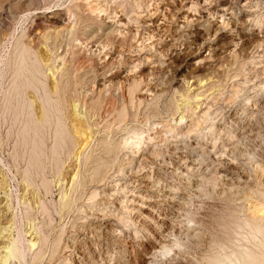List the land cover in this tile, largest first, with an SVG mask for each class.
I'll return each instance as SVG.
<instances>
[{
	"label": "rangeland",
	"instance_id": "rangeland-1",
	"mask_svg": "<svg viewBox=\"0 0 264 264\" xmlns=\"http://www.w3.org/2000/svg\"><path fill=\"white\" fill-rule=\"evenodd\" d=\"M0 15L1 264H264V0Z\"/></svg>",
	"mask_w": 264,
	"mask_h": 264
},
{
	"label": "bare ground",
	"instance_id": "bare-ground-1",
	"mask_svg": "<svg viewBox=\"0 0 264 264\" xmlns=\"http://www.w3.org/2000/svg\"><path fill=\"white\" fill-rule=\"evenodd\" d=\"M53 1H54V0H53ZM28 3H29V2H28ZM45 8H46V7H45ZM257 8H258V7H257ZM253 11H254V10H251V12H253ZM5 12H6V11H5ZM39 12H40V11H39ZM8 13H9V10H8ZM8 13H7V14H6V13H3V14L8 15ZM84 13H85V12H84ZM70 14H71V13H70ZM44 15H45V14H44ZM3 16H4V15H2V17H3ZM46 16H47V15H46ZM61 16H62V15H61ZM0 17H1V15H0ZM2 17H1V18H2ZM11 17H12V16H11ZM49 17H50V16H49ZM43 18H44V17H43ZM60 18H61V17H60ZM108 18H109V17H108ZM3 19H5V18H3ZM46 19H49V18L47 17ZM63 19H64V18H63ZM69 19H70V18H69ZM78 19H79V18H78ZM1 20H2V19H1ZM80 21H81V20H80ZM56 22H57V20H54V21H53V23H56ZM59 22H61V21L59 20ZM62 22H63V20H62ZM62 22H61V23H62ZM66 22H67V21H66ZM63 23H64V22H63ZM92 23H93V22H92ZM96 23H97V22H96ZM39 24H40V23H39ZM49 24H50V23H49ZM54 25H55V24H54ZM63 25H64V24H63ZM65 25H66V24H65ZM61 26H62V25H61ZM63 27H64V30H65V28L67 27V25H66V27H65V26H62V28H63ZM91 27H92V26H91ZM36 28H37V27H36ZM39 29H40V28H39ZM41 29H42V28H41ZM60 30H61V29H59L58 31L60 32ZM55 31H56V30H55ZM61 31H62V30H61ZM65 31H66V30H65ZM196 31H197V30H196ZM63 32H64V31H63ZM67 32H68V30H67ZM165 32H166V31H165ZM167 32H168V30H167ZM30 34H31V33H30ZM174 34H175V33H174ZM103 35H104V34H103ZM192 35H193V34H192ZM34 36H35V35H34ZM34 36H33V37H34ZM29 37H30V36H29ZM39 37H40V36H39ZM73 37H74V36H73ZM153 37H154V36H153ZM49 38H50V37H49ZM30 40H31V39H30ZM52 40H53V39H52ZM189 42H190V41H189ZM225 44H226V43H225ZM108 46H109V45H108ZM103 47H104V46H103ZM233 47H234V46H233ZM104 48H105V47H104ZM104 48H103V49H104ZM71 49H72V48H71ZM54 50H55V49H54ZM66 50H67V49H66ZM69 50H70V49H69ZM125 50H126V49H125ZM27 52H28V50H27ZM70 52H71V51H70ZM224 52H225V51H224ZM230 52H231V51H230ZM221 53H222V52H221ZM58 56H59V55H58ZM68 56H70V55H68ZM129 56H130V55H129ZM62 57H63V56H62ZM62 57H59V58H62ZM116 57H117V56H116ZM215 57H216V56H215ZM217 57H218V56H217ZM27 58H28V57H27ZM63 58H65V57H63ZM63 58H62V59H63ZM109 58H110V57H109ZM62 59H61V60H62ZM62 61H63V60H62ZM207 61H210V59L207 60ZM215 61H216V60H215ZM215 61H214V62H215ZM76 62H77V61H76ZM21 64H22V63H21ZM106 64H107V63H106ZM20 67H21V65H20ZM36 67H37V66H36ZM23 68H24V67H23ZM38 68H39V67H38ZM38 68H37V69H38ZM34 69H35V68H34ZM18 78H19V77H18ZM14 79H16V78H14ZM96 79H97V78H96ZM138 79H139V78H138ZM124 80H126V79H124ZM140 80H141V79H139V82H140ZM26 81H27V80H26ZM127 81H128V79H127ZM203 81H204V80H203ZM14 82H15V81H14ZM108 82H110V80H109ZM139 82H136V83L139 84ZM121 83H122V82H121ZM125 83H126V82H125ZM127 83H128V82H127ZM26 84H27V83H26ZM198 84H199V83H198ZM200 84H201V81H200ZM200 84H199V85H200ZM239 84H240V83H239ZM50 85H51V84H50ZM56 85H57V84H56ZM63 85H64V84H63ZM119 85H120V84H119ZM123 85H124V84H123ZM139 85H140V84H139ZM199 85H197V86H199ZM206 85H207V84H206ZM211 85H212V84H211ZM52 86H53V84H52ZM133 86H134V88H136V84H135V82H134ZM203 86H204V85H203ZM12 87H13V86H12ZM124 87H125V86H124ZM130 87H131V86H130ZM137 87H139V86L137 85ZM13 88H14V87H13ZM56 88H57V86H56ZM209 88H210V87H209ZM261 88H262V87H261ZM41 89H42V88H41ZM52 89H53V88H52ZM52 89H51V90H52ZM58 89H59V88H58ZM63 89H64V88H63ZM129 89H132V87L129 88ZM129 89H128V90H129ZM136 89H137V88H136ZM138 89H139V88H138ZM196 89H197V88H196ZM200 89H201V88H200ZM18 90H19V89H18ZM133 90H134V89H133ZM197 90H199V89H197ZM20 91H21V90H20ZM54 91H56V90L54 89ZM129 91L131 92L132 90H129ZM202 91H203V90H202ZM207 91H208V90H207ZM207 91H205V93H206ZM21 92H22V91H21ZM46 92H47V89H46ZM48 92H49V95H48ZM48 92H47V95L50 96V93H52L53 91H52V92H51V91H48ZM132 92H133V91H132ZM17 93H18V92H17ZM55 93H57V92H54V95L56 96ZM71 93H72V92H71ZM128 93H129V92H128ZM9 94H10V93H9ZM59 94H60V93H59ZM72 94H73V93H72ZM130 94H131V93H129V95H130ZM135 94H136V93H135ZM199 94H200V93H199ZM199 94H198V92H197V94H195L194 96H193V93H192V95H191V94H189V95H191V97H195L194 99H196V97H197V98L199 97ZM203 94H204V93L202 92V95H203ZM131 95L133 96V93H132ZM57 96H58V95H57ZM57 96H56V97H57ZM60 96H61V95H60ZM204 96H205V95H204ZM19 97H20V96H19ZM24 97H25V96H24ZM43 97H44V96H43ZM50 97H51V96H50ZM47 98H49V97H46V99H47ZM189 98H190V97H189ZM23 99H24V98H23ZM46 99H45V101H48V100H49V99H47V100H46ZM50 99H51V98H50ZM58 99H59V97H58ZM131 99H132V98H131ZM199 99H200V98H199ZM28 100H29V99H28ZM59 100H60V99H59ZM63 100H64V97H63ZM70 100H71V99H70ZM127 100H128V99H127ZM140 100H141V97H140L139 101H140ZM35 101H36V100H35ZM49 101H50V100H49ZM49 101L46 102V103H49ZM55 102H56V101H55ZM58 102H59V101H58ZM36 104H37V103H36ZM57 104H58V103H57ZM95 104H96V103H95ZM95 104H94V105H95ZM120 104H121V103H120ZM16 105H17V104H16ZM110 105H111V104H110ZM72 106H73V105H72ZM196 106H197V105H196ZM23 107H24V106H23ZM57 107H58V106H57ZM147 107H148V106H147ZM147 107H146V108H147ZM119 108H120V107H119ZM122 108H123V106H122ZM28 109H29V108H28ZM73 109H74V108H73ZM117 109H118V108H117ZM37 110H38V109H37ZM37 110H36V111H37ZM81 110H82V109H81ZM191 110H192V109H191ZM194 110H195V109H194ZM114 112H115V111H114ZM202 112H203V111H202ZM65 113H66V112H65ZM120 113H121V112H120ZM120 113H119V115H120ZM183 113H184V112H183ZM189 113H190V112H189ZM219 113H220V112H219ZM26 114H27V113H26ZM122 114H123V113H122ZM228 114H229V113H228ZM18 115H19V114H18ZM18 115H17V116H18ZM38 115H39V114H38ZM44 115H45V114H44ZM75 115H76V114H75ZM112 115H113V114H112ZM110 116H111V115H110ZM120 116H121V115H120ZM118 117H119V116H118ZM122 117H123V115H122ZM183 117H184V116H183ZM183 117H182V118H183ZM43 118H44V117H43ZM55 118H56V117H55ZM234 118H235V117H234ZM14 119H15V118H14ZM45 119H46V118H45ZM69 119H70V118H69ZM69 119H68V120H69ZM100 119H101V117H100ZM180 120H181V119H180ZM14 121H15V120H14ZM118 121H119V120H118ZM182 121H183V119H182ZM21 122H22V121H21ZM26 122H27V121H26ZM44 122H45V120H44ZM46 122H47V121H46ZM108 122H109V121H108ZM60 123H63V122H60ZM116 123H117V122H116ZM56 124H57V123H56ZM24 125H25V124H24ZM64 125H65V124H64ZM73 125H74V124H73ZM37 126H38V125H37ZM41 126H42V125H41ZM74 126H75V125H74ZM192 126H193V125H192ZM28 127H29V126H28ZM42 127H43V126H42ZM58 127L60 128V126H58ZM61 127H62V126H61ZM23 128H24V127H23ZM59 128H58V129H59ZM88 128H89V127H88ZM25 129H26V128H25ZM43 129H44V128H43ZM61 129H63V127H62ZM61 129H59V131L62 132ZM65 129H66V128H65ZM80 129H81V128H80ZM90 129H91V128H89V129H87V130L89 131ZM93 129H94V128H93ZM108 129H109V128H108ZM31 130H32V129H31ZM85 130H86V129H85ZM85 130H84V131H85ZM87 130H86V131H87ZM34 131H37V130L34 129ZM73 131H74V130H73ZM86 131H85V133L87 134ZM101 131H102V130H101ZM39 132H41V131H39ZM65 132H66V131H65ZM82 132H83V130H82ZM82 132H81V133H82ZM56 133H57V132H56ZM59 133H60V132H59ZM25 134H26V133H25ZM27 134H28V132H27ZM35 134H36V132H35ZM61 134H64V133H61ZM61 134H59V135H61ZM81 135H82V134H81ZM81 135H80V136H81ZM83 135H84V134H83ZM83 135H82V136H83ZM87 135H89V134H87ZM35 136H36V135H35ZM37 136H38V135H37ZM55 136H56V135H55ZM61 136H62V135H61ZM65 136H66V135H65ZM65 136H64V137H65ZM85 136H86V135H84V137H85ZM137 136H138V135H137ZM56 137H57V136H56ZM62 137H63V136H62ZM64 137H63L62 140H65L66 137H65V138H64ZM58 138H59V137H58ZM60 138H61V137H60ZM60 138H59V139H60ZM88 138H90V137L88 136L87 139H88ZM134 138H138V139H139V136H138V137H134ZM166 138H167V137H166ZM32 139L34 140V138H32ZM38 139H39V138H38ZM71 139H72V138H71ZM83 140H84V139H83ZM85 140H86V138H85ZM140 140H142V139L140 138ZM143 140H144V138H143ZM171 140H172V139H171ZM132 141H133V140H132ZM137 141H138V140H137ZM145 141H146V140H145ZM39 142H40V141H39ZM85 142H86V141H85ZM135 142H136V141H135ZM142 142H143V141H142ZM55 143H56V142H55ZM57 143H59V140L57 141ZM60 143H61V142H60ZM62 143H63V142H62ZM62 143L60 144V146L62 145ZM124 143H125V141H124ZM132 143H134V142H132ZM129 144H130V142H129ZM135 144H136V143H135ZM138 144H139V141H138ZM138 144H137V145H138ZM140 144H141V141H140ZM140 144H139V145H140ZM31 145H32V144H31ZM102 145H103V144H102ZM127 145H128V144H127ZM127 145H124V146H127ZM142 145H143V144H142ZM144 145H145V144H144ZM57 146L59 147V144H57ZM57 146H56V147H57ZM103 146H104V145H103ZM206 146H207V145H206ZM110 147H111V146H110ZM142 147L145 148V146H142ZM52 148H53V147H52ZM59 148H60V147H59ZM139 148H140V146H139ZM146 148H147V146H146ZM206 148H207V147H206ZM38 149H39V148H38ZM57 149H58V148H57ZM141 149H142V148H141ZM35 150H36V149H34V151H35ZM54 150H55V147H54ZM34 151H33V153H34ZM36 151H37V150H36ZM36 151H35V152H36ZM152 151H153V150H152ZM31 152H32V151H31ZM51 152H52V151H51ZM153 152H154V151H153ZM33 153H32V157H33ZM35 154H36V156H35ZM35 154H34V156L36 157V159H34L35 157L32 158V160L34 159V161H36V160L38 159L37 156H39V155H37V154H38L37 152H36ZM40 154H41V153H40ZM42 154H43V153H42ZM108 154H109V153H108ZM28 155H29V153H28ZM155 155H156V154H155ZM56 156H57V155H56ZM156 156H157V155H156ZM58 158H60V157H58ZM30 159H31V158H30ZM56 159H57V158H56ZM38 161H39V159H38ZM38 161H37V162H38ZM98 162H99V161H97V163H98ZM110 162H111V161H110ZM29 163H30V162H29ZM35 163H36V162H35ZM54 163H55V162H54ZM104 163H105V162H104ZM93 164H94V163H93ZM34 165H37V166H38V163H36V164H34ZM104 165H105V164H104ZM41 166H42V165H41ZM26 167H27V166H26ZM98 167H99V166H98ZM98 167H97V168H98ZM102 167H103V165H102ZM36 168H38V167H36ZM97 168H96V171H97ZM28 170H29V169H28ZM34 170H35V169H34ZM99 170L102 171V168L99 169ZM96 171H94V172H96ZM106 171H107V169H106ZM26 172H27V171H26ZM100 173H101V172H100ZM100 173H99V174H98V173H95V174H94L93 177L95 178V180H98V181H99V180H103V179L105 178V175H106V174H105V175H102V174H100ZM103 173H104V172H103ZM136 173H137V172H136ZM141 173H142V172H141ZM141 173H140V174H141ZM138 174H139V173H138ZM174 174H175V173H174ZM100 175H102V176H101L100 178H98ZM261 175H262V174H261ZM74 176H75V175H74ZM136 176H137L139 179L134 180L133 182H134V183H135V182H139L138 184L141 186L140 189L145 190V191H147V192H150V191H151V188H150V190H149V188L147 189V186H144L143 183H142L143 180H145V179H147V178L144 177V176H141V175H136ZM29 179H30V178H29ZM31 180H32V179H31ZM141 180H142V181H141ZM154 180H155V179H154ZM205 180H206V179H205ZM92 181H93V180H92ZM92 181H91V182H92ZM43 183H44V182H43ZM260 183H261V182H260ZM45 184H46V183H45ZM129 185H130V184H129ZM143 186L146 187V188H144ZM45 187H46V186H45ZM119 188H120V187H119ZM123 189H124V188H123ZM131 190H132V189H131ZM131 190H130V192H131ZM259 190H260V189H259ZM114 191H115V190H114ZM123 191H124V190H123ZM123 191H122V192H123ZM262 191H263V190H262ZM108 193H109V192H108ZM116 193H117V192H116ZM116 193H115V194H116ZM111 195H112V194H111ZM139 195H140V194H139ZM143 195H144V194H143ZM113 196H114V193H113ZM146 196H147V195H146ZM146 196H145V197H146ZM150 197H151V196H150ZM141 198H142V197H140V199H141ZM152 199H153V198H152ZM121 200H122V199H121ZM127 200H128V199H127ZM127 200H122V201H120V202H122L123 204H125V205H124V206H125V210H124V212H126V214L129 216V215L133 212V209L126 208V207H128L129 205H131V204H130L131 199H129V201H130V202H128L129 205H128V203H126ZM133 203H134V202H133ZM126 204H127V205H126ZM257 207H258V206H257ZM255 211H256V210H255ZM255 211H252V213L255 214V213H256ZM112 214H113V213H112ZM115 214H116V213H115ZM251 215H252V214H251ZM251 215H250V216H251ZM102 216H103V215H102ZM257 230H259V229L257 228ZM257 230H256V231H257ZM18 239H19V238H18ZM18 239H17V240L14 239L13 241H19ZM24 240H25V239H24ZM20 241H21V240H20ZM11 242H12V241H11ZM12 243H14V242H12ZM15 243H17V242H15ZM19 243H20V242H19ZM22 243H23V242H22ZM35 244H36V243L31 242V243H30V246L33 247V246H35ZM21 245H22V244H21ZM19 246H20V245H19ZM10 247H11V244H10ZM20 247H24V246L22 245V246H20ZM161 249H162V248H161ZM163 249H164V250H163ZM163 249H162V250H163L162 253H164V254H165V252H168V250H169V249L167 250V249H165V248H163ZM159 250H160V249H159ZM21 253H22V252H21ZM21 253H20L19 249L17 248L16 244H14V247H11V248L9 249V251L7 252V255H8V258H9V257H10V258L12 257L13 259H15V258H20L21 256H23ZM162 255H163V254H162ZM37 256H38V255H37ZM10 258H9V259H10ZM21 258H22V257H21ZM21 258H20V260H21ZM246 258H247V256H246ZM248 258H249V257H248ZM250 259H251V258H250ZM252 259H253V260H251V261H250V260H247L248 263H249V264H256L257 261L254 260L255 258H252ZM0 260H1V259H0ZM18 260H19V259H18ZM260 260H261V259H260ZM22 261H23V259H22ZM1 263H2V262H1ZM1 263H0V264H1ZM149 264H150V263H149Z\"/></svg>",
	"mask_w": 264,
	"mask_h": 264
}]
</instances>
